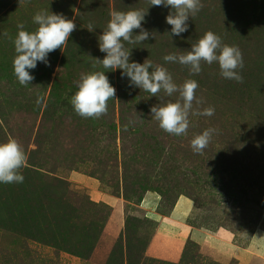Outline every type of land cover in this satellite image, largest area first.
Wrapping results in <instances>:
<instances>
[{"label":"rangeland","instance_id":"374dc122","mask_svg":"<svg viewBox=\"0 0 264 264\" xmlns=\"http://www.w3.org/2000/svg\"><path fill=\"white\" fill-rule=\"evenodd\" d=\"M201 3L188 30L174 36L165 21L170 7L150 0H0V143L15 139L27 156L23 183H0V264H264V58L256 53H264V19L243 17L251 7L241 0ZM133 9H147L142 27L150 36L124 42L129 62L148 59L177 85L195 80L203 103L194 101L193 109L215 110L210 117L190 114L185 135L164 132L150 112L176 102L178 93L151 96L129 86L120 69L95 61L106 55L98 37L109 13ZM43 10L76 28L22 86L10 38L19 23L35 31L33 16ZM207 31L240 49L242 83L223 78L216 62L202 61V71L190 74L162 59L190 50ZM96 71H105L115 97L106 115L82 118L70 104L74 81ZM208 128L217 132L193 152L191 139ZM182 225L189 234L173 246L181 248L175 263L154 257L172 256L163 251L172 233L163 229ZM156 234L167 235L158 240L159 253L150 250Z\"/></svg>","mask_w":264,"mask_h":264},{"label":"clouds","instance_id":"9594fccd","mask_svg":"<svg viewBox=\"0 0 264 264\" xmlns=\"http://www.w3.org/2000/svg\"><path fill=\"white\" fill-rule=\"evenodd\" d=\"M150 6L170 7L171 11L165 17L167 24L171 25V35L180 36L188 30L190 17H194L203 8L201 0H150ZM147 14V9H133L129 11L113 10L109 13L110 19L102 34L98 37L99 50L106 55L102 60L95 61L104 69L121 70V76L129 79V86H135L151 96L163 91L167 96L178 93L176 102H165L150 108L152 118L166 133L182 136L189 127V115L213 116V107L203 110L193 109L203 103L202 98L195 95L198 83L187 79L182 84L173 82L171 74L160 65H153L152 61L129 62L130 50L125 48V43L137 44L149 39L150 33L142 27V22ZM37 25L35 31L24 30V24H17V33L10 38L14 45L13 74L22 86H27L34 79L29 70L35 69L37 62L48 65V54L56 49H62L75 30L76 25L72 20L62 14L51 13L49 10L38 11L33 16ZM92 31V24L87 28ZM139 29L138 35H133V30ZM4 35L7 37L8 33ZM94 59V58H93ZM165 62H178L187 66L190 74H199L202 71L201 62L211 65L218 63L220 75L228 80L238 83L243 82L242 75L237 69L243 68V56L237 46L224 44L221 38L212 31L205 32L194 43L190 50L181 54H166L162 57ZM151 69V71H149ZM104 72L96 71L81 73L74 81L76 91L70 97V104L74 112L82 118L98 119L107 114L108 101L114 99L116 89L110 84ZM217 129L208 128L202 133L195 134L190 141V146L195 153H201L209 144L212 134ZM27 156L22 146L15 140L9 139L0 143V183H23L24 176L20 169L25 165Z\"/></svg>","mask_w":264,"mask_h":264},{"label":"crops","instance_id":"0c3cea01","mask_svg":"<svg viewBox=\"0 0 264 264\" xmlns=\"http://www.w3.org/2000/svg\"><path fill=\"white\" fill-rule=\"evenodd\" d=\"M183 227H185V228H183V227H178V228H175V227H169L170 229H168V227H163L164 229L163 230H165V231H167V230H169L168 232L170 233H172V234H168V236H171L172 238H173V244L172 245H170V244H167L166 245V247L163 245V247H165L164 248V252H166V253H170L171 252V254H172V256H169V254H167L166 256H162L161 254H158V255H153L154 257H156V258H158V259H165V260H169V261H171L172 263L174 262L175 263V260L177 259V257H178V255H179V253H180V247H179V249L177 250V251H174L173 250V246H175V245H177L178 246V244L180 243V240L181 239H179V237H181V235H182V237H187V235L189 234V230H188V228H187V225H182ZM162 230V228H160L159 230H158V234L160 233V231ZM163 230H162V232H163ZM172 230H174V232H172ZM165 233V232H164ZM158 234H156L155 236H154V239H153V241L151 242V245H150V250L152 249V247H158L159 248V251H158V253L159 252H161V248H160V246H159V241L160 240H162L164 237H166V236H163V237H160V239H156L155 237L158 235ZM163 234V233H162ZM161 236V235H160ZM159 240V241H158ZM178 242V243H177ZM155 243V244H154ZM161 245V244H160ZM174 251V252H173ZM261 259H262V261H264V257H261Z\"/></svg>","mask_w":264,"mask_h":264},{"label":"trees","instance_id":"16d2710c","mask_svg":"<svg viewBox=\"0 0 264 264\" xmlns=\"http://www.w3.org/2000/svg\"><path fill=\"white\" fill-rule=\"evenodd\" d=\"M239 1V0H238ZM244 6H248V10L240 12L244 16L254 18L255 16L258 19H264V0H241ZM251 5V6H250ZM260 57L264 58V53L256 52Z\"/></svg>","mask_w":264,"mask_h":264}]
</instances>
